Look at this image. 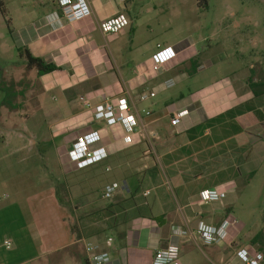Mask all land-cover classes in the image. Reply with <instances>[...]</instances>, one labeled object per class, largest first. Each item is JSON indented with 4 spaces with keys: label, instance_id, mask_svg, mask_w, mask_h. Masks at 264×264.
<instances>
[{
    "label": "crops",
    "instance_id": "0c3cea01",
    "mask_svg": "<svg viewBox=\"0 0 264 264\" xmlns=\"http://www.w3.org/2000/svg\"><path fill=\"white\" fill-rule=\"evenodd\" d=\"M33 1L17 10L12 36L17 48L60 68L38 81L52 107L49 132L62 175L26 196L0 194V264H92L91 255L102 252L111 255L108 264H153L157 252L172 247L179 249L181 264H247L238 253L259 252L251 240L240 242L249 232V214L238 205L235 181L244 173L227 168L225 145L229 142L236 150L240 137L264 125L252 117L255 110L264 113V95L255 97L250 88L238 92L229 77L206 90L170 93L199 74L201 64L194 71L189 62L198 56L200 60L201 52L192 39L154 46L149 36H138L155 32L147 8L150 0H84L85 14L72 22L58 0ZM117 14H124L129 26L103 34L101 24ZM158 46L174 47L177 56L154 73ZM151 93L155 97L141 99ZM121 99L136 119L133 132L95 115V107L116 105ZM182 111L188 115L173 126V116ZM232 111L234 118L226 116ZM220 116L225 119L206 125ZM246 116L250 118L241 122ZM235 124L243 129L236 132ZM93 132L101 138L93 148H103L107 157L81 168L70 152L78 139ZM60 149H66L65 157H60ZM220 173L226 175L224 184L218 183ZM60 181L67 202L61 198ZM115 184L118 188L106 197ZM214 189L225 198L204 204L201 192ZM100 190L102 197L91 199ZM76 214H87L79 228ZM201 223H226V240L216 244L201 239ZM6 242L12 244L10 249ZM90 245L95 252L88 251Z\"/></svg>",
    "mask_w": 264,
    "mask_h": 264
},
{
    "label": "rangeland",
    "instance_id": "374dc122",
    "mask_svg": "<svg viewBox=\"0 0 264 264\" xmlns=\"http://www.w3.org/2000/svg\"><path fill=\"white\" fill-rule=\"evenodd\" d=\"M34 2L0 0L11 10L8 19L12 18L13 32L18 25L17 10L23 3ZM147 8L154 16L155 32H140L139 37L141 34L149 36L154 46L161 41L192 39L201 52V66L195 80L179 85L170 93L187 94L190 88L206 90L227 77L234 80L238 92H247L250 77L264 78V0H208L204 8L197 0H150ZM142 19L147 21L146 16ZM9 32L0 9V102L5 87L16 92L13 108L0 106V194L19 198L41 191L44 183H51L52 176L60 178L62 174L60 166L56 165V150L51 145V104L43 98L36 70L28 69L26 59L17 52V42ZM237 146L232 151L229 142L225 145L230 159L226 165L244 173L240 177L237 174L235 183L238 205L249 214L245 216L249 232H244L240 242L249 243L259 230H264V125L250 129L239 138ZM59 153L60 157H65L66 149H60ZM225 176L220 173L219 184L227 181ZM62 181L57 187L62 200L67 202ZM120 185L123 188V182ZM102 194L104 191L100 190L91 199L101 198ZM83 216L87 214L75 215L76 227L79 228Z\"/></svg>",
    "mask_w": 264,
    "mask_h": 264
},
{
    "label": "built area",
    "instance_id": "2783aa9c",
    "mask_svg": "<svg viewBox=\"0 0 264 264\" xmlns=\"http://www.w3.org/2000/svg\"><path fill=\"white\" fill-rule=\"evenodd\" d=\"M59 6L62 8L66 19L72 22L79 17L83 16L86 12V4L84 0H80L78 3H74L72 0H58ZM129 26V20L124 14H117L106 21H104L100 30L105 35L117 34L126 27ZM177 56L176 49L174 47H162L158 46L157 53L153 56L152 71L154 73L162 72L165 66L173 61ZM155 97L154 93L150 95H143L142 100L148 97ZM90 107L89 104H86ZM130 108L128 102L125 99H121L116 105L102 104L95 107V115L98 119H104L109 124H122L127 132H133L136 126V119L130 115ZM188 115V111H182L176 113L171 123L173 126H179L182 120ZM100 134L93 132L83 138L77 140L73 146L70 157L76 161L79 166L86 167L104 160L107 157V153L103 148L94 149V145L100 141ZM118 188V185H113L107 189L106 197L110 198L111 194ZM226 194L219 190H206L201 192V201L204 204L211 202L221 201L225 198ZM227 224L223 223L218 227L208 226L201 223L197 234L198 236L208 243H222L228 236ZM6 247L10 249L12 244L6 242ZM88 251L95 252V248L90 245L87 247ZM238 256L247 264H262L263 256L260 253H256L250 256L247 250H242L238 253ZM111 255L107 252L94 253L91 255L90 260L92 264H108L111 262ZM153 264H181L179 257V249L177 247L169 248L168 250L159 251L156 253Z\"/></svg>",
    "mask_w": 264,
    "mask_h": 264
},
{
    "label": "trees",
    "instance_id": "16d2710c",
    "mask_svg": "<svg viewBox=\"0 0 264 264\" xmlns=\"http://www.w3.org/2000/svg\"><path fill=\"white\" fill-rule=\"evenodd\" d=\"M198 5L200 7H207L208 6V0H197ZM0 9L3 17L6 19L8 28L10 30V35L13 33L10 27L11 20L8 19V10L6 9L5 6H3L2 3H0ZM17 52L20 54L21 57H24L26 59L27 67L29 70H36L37 73V78L39 80L40 77L46 74H50L56 71H59L60 68H58L54 64H47L44 60L40 58H35L28 49H22V48H17ZM191 68L196 71V69L199 67V56L192 59L190 62ZM248 86L251 90V92L254 94L255 97H260L264 95V80H259L255 81L253 77L249 78L248 81ZM5 90H2L4 92V96L0 102V106H7L8 108H13V102L12 99L16 97V92L13 90V88L5 87ZM1 90V89H0ZM226 116H232L233 118L235 117V112H228ZM252 117L254 120L257 122H262L264 121V113L260 110H255L252 114ZM250 117L246 116L245 118H241L240 121L244 122L246 119H249ZM225 119V116H220L210 122H208L206 125H213L215 123H219L222 120ZM235 130L237 132L240 131L241 126H238L237 124L234 125ZM243 129V127L241 128ZM74 231L76 230L75 227H73ZM77 233V232H76ZM78 237H80L78 235ZM250 244L252 247H255L256 250L263 256V262L264 264V230H259L255 236L251 239Z\"/></svg>",
    "mask_w": 264,
    "mask_h": 264
}]
</instances>
